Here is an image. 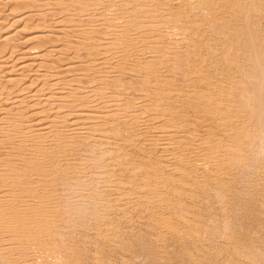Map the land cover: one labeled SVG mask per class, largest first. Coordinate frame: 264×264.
<instances>
[{
    "label": "bare ground",
    "instance_id": "bare-ground-1",
    "mask_svg": "<svg viewBox=\"0 0 264 264\" xmlns=\"http://www.w3.org/2000/svg\"><path fill=\"white\" fill-rule=\"evenodd\" d=\"M34 1L57 34L0 43V264H87L90 234L264 264V0Z\"/></svg>",
    "mask_w": 264,
    "mask_h": 264
},
{
    "label": "rangeland",
    "instance_id": "rangeland-1",
    "mask_svg": "<svg viewBox=\"0 0 264 264\" xmlns=\"http://www.w3.org/2000/svg\"><path fill=\"white\" fill-rule=\"evenodd\" d=\"M28 1L29 0H15V1L13 0L12 1L13 3L12 2H9L6 6H2V7H5V8H2V7L0 8V43H1V41H3L2 43L6 42L4 44H7L8 43L9 45L7 44V46H8V49L7 50H9L10 47H15V48L17 47L16 48L17 51L13 53L12 58L13 57H19L20 55H22L23 54L22 53V50L25 49V48L27 49V48L34 47V46H39L40 44H42V42L44 41V38H46V36L47 37L48 36H52V34L54 36V35L57 34V33L54 32L53 27H51V28L50 27H47L48 26L47 23L50 24V23H53V21L56 20V18H57V17L55 18L56 15H54L52 12H50L52 14L49 15V18L52 15L51 18H50V21H52V22L49 23L47 21L48 19L47 20L46 19H43V18L41 19L38 16L39 14H37V13H41V12L43 13L44 12V10H45L44 6L41 7L39 5L41 7V9H37V8H40V7L37 6L38 5L37 2H35L34 0H31L29 2ZM20 2L22 3V5H21ZM23 3H24V6H23ZM26 3L27 4L29 3V5L31 4V6L30 7H27L29 5H26ZM65 7L66 8L63 9V10L60 9L63 12V14L69 12L70 10H72L71 7L69 6V3H67V2H66V6ZM24 11H26V13ZM30 13L31 14L33 13V14L37 15L38 17H36L35 15H30ZM25 15L26 16L30 15V17L28 16L26 18ZM53 16H54V18H52ZM22 17H23V20H22ZM9 34L10 35L12 34V36L11 37L8 36ZM44 34H47V35H44ZM6 37H8V38L10 37V38L9 39L8 38L6 39ZM4 39H6V40H4ZM61 56H62V54L60 55V57ZM57 57H59V56H55L54 58H51L48 61L51 62V63L49 62L50 64L58 65V68H55V70H58L59 71L61 69V67L64 66L63 64L66 63V61L65 60H58L57 61L56 60ZM59 61H61V62H59ZM129 152H130V155H128V159L127 160L125 159V161L123 159L122 160V163L120 162V171H119L120 172V182L121 181H124L125 182V180L128 179V177H130V175L125 172V170L122 172L123 169L121 168V165L123 164L122 166H126L127 164H130V166H132L133 164L131 165V163L134 162V160H136L135 159L136 156L135 155L133 156L132 150H130ZM116 159L118 161H120V159H121L120 154L116 157ZM127 161H129V162H127ZM135 171H137V170L135 169L134 172ZM122 173H123V175H122ZM124 182H122V183H124ZM216 217L219 219L220 216L217 215ZM221 224H223L222 221H221ZM235 225H236L237 231L235 229V226L233 225L234 226L233 227V230H235L234 233L236 235V236L235 235L234 236H235L236 240H238V242L235 241V242H237L235 245H236V249L238 248L237 251H240V250H242V248H240V247H242L241 245H242L243 242H239V240L240 241H244L243 240V237L245 238V236H242V235L239 234V232L241 230H243V227L240 226L239 224H235ZM120 226H121L120 227V230H122L124 232L125 229H126L125 228L126 227L125 224H122ZM260 235H261V233H260ZM262 235H264V233H262ZM112 237H114V238H112ZM239 237H240V239H239ZM111 238L113 240H116V242L112 243L113 245H108L109 243L108 242H105V240H103V242H101L102 239L101 240H98V239H95L92 236V234L89 235L88 241H89V239L90 240L92 239V241H90V242H92V245H89V250H90L89 256H92L91 257L92 259L90 257H88L86 260L87 261H90V262H87V264H93L95 262H97L99 264H152L151 260H149V258L146 256V254H144V251L141 250L138 246H135V245H134V248H133L132 245H131L132 246L131 247L130 244H127V243H129L128 241L125 242L127 239L124 238L125 241H120V243L119 242L117 243L116 234H113V236H111ZM238 243H239V245H238ZM221 244H223V246H224V243H221ZM127 245H129V247H127ZM226 246H227V242H226ZM226 246H224V248ZM190 247H191L190 248L191 250L187 248L186 251L183 248V250L181 251V255L178 254V253H175L178 256H176L174 253L173 254L172 253H168V255L170 257H166V258L163 257L162 259H158V263L159 264H191L192 263L191 257L193 259H196L198 261V264H205V263L206 264H228L229 263V258L228 257L231 256L230 253L227 254L228 256H226V255L224 256V254L222 252H219V253H217L218 255H216V253H214L213 251L210 252V251H206V249H201V248L199 249V248H197V249H199L198 250L199 252H198V251H195L196 249H193L192 246H190ZM175 250H176V248H175ZM188 250H190L191 252H188ZM168 251L169 252L170 251H173V247L172 248L169 247L168 248ZM156 252H157V250H156ZM161 253H162V251H159L157 253L158 256H161ZM185 253L187 255H185ZM188 254H189V256H188ZM208 255L210 257H208ZM219 256H221V257H219ZM200 257H202V258H200ZM224 257L226 259H228V260H226ZM222 260H224V261H222ZM92 261H93V263H92ZM224 262H226V263H224ZM192 264H194V263H192ZM195 264H197V263H195Z\"/></svg>",
    "mask_w": 264,
    "mask_h": 264
}]
</instances>
